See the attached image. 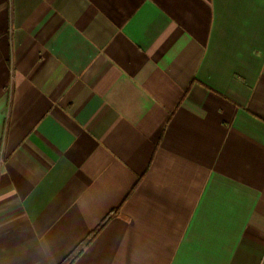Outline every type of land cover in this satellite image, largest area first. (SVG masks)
Here are the masks:
<instances>
[{"label": "crops", "instance_id": "crops-1", "mask_svg": "<svg viewBox=\"0 0 264 264\" xmlns=\"http://www.w3.org/2000/svg\"><path fill=\"white\" fill-rule=\"evenodd\" d=\"M264 264V0H0V264Z\"/></svg>", "mask_w": 264, "mask_h": 264}, {"label": "trees", "instance_id": "trees-1", "mask_svg": "<svg viewBox=\"0 0 264 264\" xmlns=\"http://www.w3.org/2000/svg\"><path fill=\"white\" fill-rule=\"evenodd\" d=\"M118 211L112 212L98 227L97 230L92 232L89 238L81 244L65 261L63 264H74L75 261L82 255L87 247H89L93 241L101 234V232L108 226V224L118 215Z\"/></svg>", "mask_w": 264, "mask_h": 264}]
</instances>
